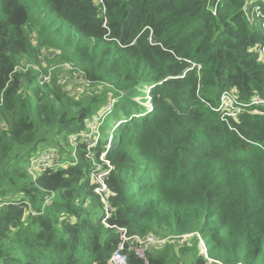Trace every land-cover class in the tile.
<instances>
[{
	"label": "trees",
	"instance_id": "obj_1",
	"mask_svg": "<svg viewBox=\"0 0 264 264\" xmlns=\"http://www.w3.org/2000/svg\"><path fill=\"white\" fill-rule=\"evenodd\" d=\"M259 47L264 0H0V264H107L116 227L164 239L127 264H264ZM232 88L229 126L212 108ZM93 120V147L72 140ZM50 149L62 165L31 171Z\"/></svg>",
	"mask_w": 264,
	"mask_h": 264
},
{
	"label": "built area",
	"instance_id": "obj_2",
	"mask_svg": "<svg viewBox=\"0 0 264 264\" xmlns=\"http://www.w3.org/2000/svg\"><path fill=\"white\" fill-rule=\"evenodd\" d=\"M102 0H96V3H100ZM247 7V6H246ZM102 11H104V7L102 6ZM245 15H247V8H244ZM249 14V13H248ZM250 16V14H249ZM251 17V16H250ZM248 18V17H247ZM259 51V58H264V48H257ZM51 67L47 69V73H43L41 70H38V81L39 84L48 83L50 81V71ZM239 95L235 89L225 90L219 100V104L216 108H213V110L221 113V118L228 122L229 118L236 119L237 114L239 113L240 109H242L243 106H246V104H243L239 101ZM2 101V98L0 97V102ZM251 103L260 104L264 103L261 99H255ZM117 123H115L116 125ZM2 125V123H0ZM97 120H93L89 124V132H84L80 134H74L71 138L72 140H76L78 135L82 138L83 141L87 143L88 148L93 147L94 144L97 142L98 139V130H97ZM111 139V135H108L107 142L105 143V150L101 151L99 154V160L100 162H94L95 165L94 170L91 173L90 181L93 185V191L99 195L101 201L104 203L105 208V218L108 217V212L111 210V208L106 204L105 198L108 194V187L106 183V178L109 175L110 171L113 169V165L111 162H109L106 157V150L109 147V141ZM62 163L58 160V154L56 150H46L45 152L41 153L40 157L35 158L33 161V164H31V171H34L36 169L38 170H50L54 168H58L61 166ZM103 165L105 166L103 168ZM104 224L108 226V224L104 220ZM119 232V242L117 244L116 249L111 254L107 264H127V249H133L135 253L138 254V244H142L144 240H140V236L137 234H129L127 229L125 227H116ZM185 237V235H183ZM138 239L134 242L133 240ZM167 239V238H166ZM164 239H161L158 241V243H161ZM156 239L152 235H147L146 237V243L148 242H155ZM206 253V248L202 240H200ZM204 253V254H205ZM141 256L142 254H138Z\"/></svg>",
	"mask_w": 264,
	"mask_h": 264
},
{
	"label": "rangeland",
	"instance_id": "obj_3",
	"mask_svg": "<svg viewBox=\"0 0 264 264\" xmlns=\"http://www.w3.org/2000/svg\"><path fill=\"white\" fill-rule=\"evenodd\" d=\"M246 16L248 17L249 22L252 23V18L249 16L248 13H247ZM41 56L43 57L44 56V53H42ZM42 64H43V66L46 65V63H44V62ZM144 98L145 99H143L141 101V104L144 105L146 108H149L151 106L150 97L146 94L144 96ZM136 100H139V98H136ZM114 121H115L114 118H110L107 121V123L105 125V132H104L103 135H107L108 133H110L112 130L115 129L116 125H114ZM113 127H114V129H113ZM47 149H49V148H47ZM149 235H151V234H149ZM183 235H185V237H183ZM152 236L156 239V241L155 242H148V243H146V237H147V235L144 236V237L140 236V240L142 239V240H144V242L142 244H138L137 248H138V254H142L141 255L142 257L145 254V249L146 248H148L153 243H157L158 244V241L161 240V238L158 237V236H155V235H152ZM169 237H173V239L176 241V244H179L180 246L189 243L192 240V238H195L196 237L197 238V241H198L197 242V249H198L199 254L201 253V254L204 255V253H205L204 252L205 249H204V247H203V245H202V243L200 241L201 238H200V236L197 233L196 234L195 233H186V234H182V235H173V236H169ZM169 237H167V238H169ZM136 240H138V239H135L132 242H134ZM202 242H203V240H202ZM206 262H208L209 264H211L213 261L212 260H208V261L206 260ZM215 263H217V262H215Z\"/></svg>",
	"mask_w": 264,
	"mask_h": 264
},
{
	"label": "clouds",
	"instance_id": "obj_4",
	"mask_svg": "<svg viewBox=\"0 0 264 264\" xmlns=\"http://www.w3.org/2000/svg\"><path fill=\"white\" fill-rule=\"evenodd\" d=\"M239 99V98H238ZM240 101V100H239ZM240 102H242V101H240ZM243 103V102H242ZM243 104H246V103H243ZM251 104H255V103H251ZM260 104H262V103H260ZM264 104V103H263ZM249 104H246V106H243L242 107V109L243 108H245V107H247ZM216 108V107H215ZM213 109V108H212ZM215 111V110H214ZM217 112V111H216ZM220 114V117H221V113H219ZM222 119V118H221ZM230 119H233V118H229V120ZM228 120V122H226V121H224L223 119H222V121H224V122H226L229 126H230V121ZM235 120V119H234Z\"/></svg>",
	"mask_w": 264,
	"mask_h": 264
}]
</instances>
